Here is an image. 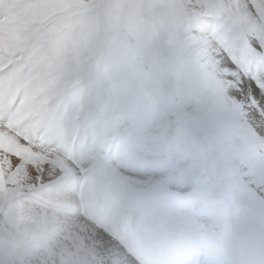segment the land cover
Listing matches in <instances>:
<instances>
[{"label": "snow or ice", "instance_id": "1", "mask_svg": "<svg viewBox=\"0 0 264 264\" xmlns=\"http://www.w3.org/2000/svg\"><path fill=\"white\" fill-rule=\"evenodd\" d=\"M0 264H264V0H0Z\"/></svg>", "mask_w": 264, "mask_h": 264}]
</instances>
